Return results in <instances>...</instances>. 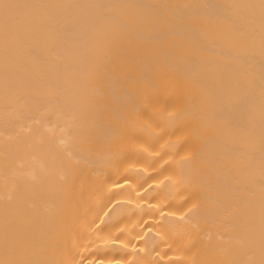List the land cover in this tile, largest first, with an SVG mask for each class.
<instances>
[{
  "label": "bare ground",
  "instance_id": "6f19581e",
  "mask_svg": "<svg viewBox=\"0 0 264 264\" xmlns=\"http://www.w3.org/2000/svg\"><path fill=\"white\" fill-rule=\"evenodd\" d=\"M0 264H264V0H0Z\"/></svg>",
  "mask_w": 264,
  "mask_h": 264
}]
</instances>
